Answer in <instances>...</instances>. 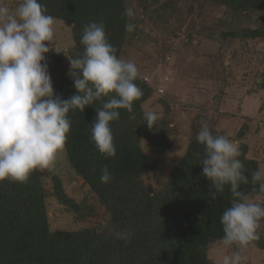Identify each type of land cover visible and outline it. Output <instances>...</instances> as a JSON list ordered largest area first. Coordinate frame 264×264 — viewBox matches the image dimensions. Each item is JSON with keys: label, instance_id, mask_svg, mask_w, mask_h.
<instances>
[{"label": "trees", "instance_id": "16d2710c", "mask_svg": "<svg viewBox=\"0 0 264 264\" xmlns=\"http://www.w3.org/2000/svg\"><path fill=\"white\" fill-rule=\"evenodd\" d=\"M195 1L190 0L191 4ZM39 2L46 7L47 14L69 25L67 32L71 38L66 44L68 48L64 50L62 45L57 51L45 55L55 94L62 99L76 93L70 60L83 54L81 37L86 24L103 22L109 43L117 49L118 57L124 58L127 49L139 41L147 20L155 25L168 22L170 18L177 17L180 4V0ZM204 2L231 14L229 19L220 21L221 27L214 37L222 47L248 39H264V0ZM128 7L134 11L131 19L124 15ZM249 21L252 25L243 24ZM129 22L135 25L130 33L125 30ZM210 36L213 37L212 34ZM166 47L165 52L173 51ZM139 52L145 58L148 55L147 50ZM164 53L158 51L157 57L162 61ZM137 55L132 56L134 61L142 57L140 55L138 59ZM221 55L225 61L229 56L232 60L226 50ZM139 61L143 66L138 68L143 70L144 61ZM225 66L227 68L228 65ZM261 76L264 77V73ZM252 78L251 73L249 76L242 74L240 79L252 84ZM136 83L143 95L133 103V113L119 109V119L110 125L116 145L115 157L105 158L91 140V123L96 109L101 106L99 101L86 106L83 112L70 110L68 113L71 128L65 145L66 160L95 196L97 209L85 199L76 201L69 197L57 173L45 176L41 169H37L25 183L0 182V264H216L208 257V251L212 245L222 244L224 233L220 218L235 198L229 186H225L224 192L209 203L208 193L214 189L202 175L199 163L204 156V146L196 140L202 126L195 128L184 153L170 168L163 182L154 185L144 179L155 166L146 149L155 153L165 152L170 146L169 134L176 127L171 125V103L165 97L158 99L163 112L151 129L147 126L142 117V104L153 91L144 76H140ZM257 85L262 87L264 79ZM132 115L135 118H131ZM209 128L214 135L237 140L244 135L245 125L234 135ZM238 144L241 149L239 159L249 178V183L241 184L240 190L251 200L264 205V193L259 192V184L251 182V173L264 167L256 158L247 156L249 146L246 142ZM105 166L112 174L108 183L100 180ZM51 196L61 211L76 221L75 226L51 228L48 214ZM118 234L126 236V239L117 238ZM257 235L259 239L248 247L264 250V219ZM233 249L237 250L235 246Z\"/></svg>", "mask_w": 264, "mask_h": 264}, {"label": "clouds", "instance_id": "9594fccd", "mask_svg": "<svg viewBox=\"0 0 264 264\" xmlns=\"http://www.w3.org/2000/svg\"><path fill=\"white\" fill-rule=\"evenodd\" d=\"M124 15L131 19L133 9L126 8ZM55 23L39 0H19L15 7L0 0V182L25 183L33 171L52 168L65 151L71 128L69 111L83 112L98 101L101 106L91 123V140L105 158L115 157L111 122L119 119V109L132 114L133 103L143 95L136 83L140 79L138 66L118 57L103 22L83 27V54L70 60L76 93L67 99L56 95L44 55L54 40ZM134 28L131 22L125 25L129 33ZM142 117L151 129L158 114L146 110ZM196 140L204 146L199 163L202 175L214 189L208 193L209 203L224 192L225 186L235 198L220 218L224 233L221 243L225 249H244L259 239L257 230L264 219V205L240 190L241 184L249 183L239 159L240 145L225 135H214L207 125L201 127ZM101 171V182L108 183L111 172L107 166ZM251 182L258 183L259 192L264 193V168L251 173ZM117 238L126 236L118 234ZM242 261L240 251H225L219 264Z\"/></svg>", "mask_w": 264, "mask_h": 264}, {"label": "rangeland", "instance_id": "374dc122", "mask_svg": "<svg viewBox=\"0 0 264 264\" xmlns=\"http://www.w3.org/2000/svg\"><path fill=\"white\" fill-rule=\"evenodd\" d=\"M5 3L15 7L18 0H5ZM178 8L177 17L170 18L168 22L155 25L147 20L139 41L134 42V46L123 54L125 59L132 61V56L138 54L137 58L141 55L139 60L144 61L145 68L139 70L140 76L147 79L153 92L143 102V110H152L160 115L164 108L158 99L167 98L171 103V125L176 127L169 134L170 146L165 152L155 153L146 149L155 166L144 179L154 185L163 182L170 168L184 153L195 128L203 125L228 135H234L245 125L244 135L232 140L237 143L246 142L249 146L247 156L256 158L264 167V85H257L264 79L261 76L264 73V39H248L247 43L240 41L222 47L214 37L221 27L220 21L229 19L230 12L204 0H197L193 4L190 0H180ZM55 20V37L49 43V52L57 51L62 45L66 50V44L71 38L67 32L69 25ZM243 24L252 25L250 21ZM166 45L173 51L165 52ZM139 50H147L146 58ZM157 50L165 52L163 61L157 57ZM225 50L232 60L239 57L238 60L230 61V56L227 61L223 60L221 53ZM139 60L134 62L140 68L143 63ZM225 65H228L227 68ZM251 73L252 84L240 79L242 74L249 76ZM143 146L146 147V144L143 143ZM41 170L45 176L57 173L69 197L76 201L85 199L97 209L95 196L69 166L65 151L58 155L52 168ZM49 185L52 188V184ZM48 205L51 228H71L77 224L69 214L61 211L53 196ZM237 250L243 257L242 264H264V250L253 246ZM237 250L215 244L209 248L208 257L219 264L225 251L231 253Z\"/></svg>", "mask_w": 264, "mask_h": 264}, {"label": "built area", "instance_id": "2783aa9c", "mask_svg": "<svg viewBox=\"0 0 264 264\" xmlns=\"http://www.w3.org/2000/svg\"><path fill=\"white\" fill-rule=\"evenodd\" d=\"M69 66V65H68Z\"/></svg>", "mask_w": 264, "mask_h": 264}]
</instances>
